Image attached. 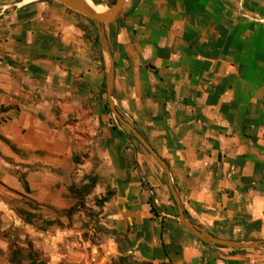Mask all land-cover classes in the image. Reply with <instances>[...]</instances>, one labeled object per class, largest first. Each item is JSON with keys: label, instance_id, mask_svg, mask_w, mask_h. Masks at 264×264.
Wrapping results in <instances>:
<instances>
[{"label": "crops", "instance_id": "obj_1", "mask_svg": "<svg viewBox=\"0 0 264 264\" xmlns=\"http://www.w3.org/2000/svg\"><path fill=\"white\" fill-rule=\"evenodd\" d=\"M104 31L115 108L169 176L104 108L94 25L52 0H3L0 232L20 217L13 198L65 211L69 187L91 176L110 192L104 221L138 263L264 264V248L195 238L169 188L199 230L264 241V0H126ZM6 247L0 239V264H15Z\"/></svg>", "mask_w": 264, "mask_h": 264}, {"label": "rangeland", "instance_id": "obj_2", "mask_svg": "<svg viewBox=\"0 0 264 264\" xmlns=\"http://www.w3.org/2000/svg\"><path fill=\"white\" fill-rule=\"evenodd\" d=\"M103 93L104 108L114 127L129 132L110 112L105 84ZM86 182L84 178L72 185L81 186ZM95 187L79 202L69 193L74 203L65 211L43 210L24 198H13L12 207L20 217L16 225L0 232V239L7 244L2 255L8 260L13 257L15 264H141L126 254L123 236L108 228L100 203L104 195L98 194Z\"/></svg>", "mask_w": 264, "mask_h": 264}, {"label": "water", "instance_id": "obj_3", "mask_svg": "<svg viewBox=\"0 0 264 264\" xmlns=\"http://www.w3.org/2000/svg\"><path fill=\"white\" fill-rule=\"evenodd\" d=\"M21 1V0H18ZM67 9L76 12L85 18H87L96 28L98 41L100 44L101 51L105 57L108 58L106 73H105V92L108 100V105L110 112L115 116V118L127 129L129 130L137 141L147 150V152L155 159V161L162 167L165 173L169 176V170L166 163L158 156V154L150 147V145L141 137V135L116 111L113 99V62L111 53L109 50L108 42L106 40L104 26L113 22L120 14L122 7L126 0H116L114 4L107 9L105 12L94 11L86 0H52ZM169 188L171 196L177 207L178 220L183 224L187 230L195 238L203 243L209 245H217L230 249H249V248H264V241L256 242H240L223 240L199 230L195 225H193L185 216L178 194L174 190L171 181H169Z\"/></svg>", "mask_w": 264, "mask_h": 264}, {"label": "trees", "instance_id": "obj_4", "mask_svg": "<svg viewBox=\"0 0 264 264\" xmlns=\"http://www.w3.org/2000/svg\"><path fill=\"white\" fill-rule=\"evenodd\" d=\"M51 1V0H49ZM96 41H97V38H96ZM86 183L81 185V186H76V185H71L69 187V193L76 199L77 202L80 201V199L83 197V196H87L89 195L92 190L94 189V187L96 186V183H97V178L96 177H91V176H88L86 178ZM110 196V192L106 193L101 199H100V203L103 205L108 197ZM76 202V204H77ZM75 204V205H76ZM74 205V206H75ZM72 210V208H70L67 213H70V211ZM151 210L154 212L153 208L151 207ZM10 262L14 263L13 262V257L9 260Z\"/></svg>", "mask_w": 264, "mask_h": 264}, {"label": "bare ground", "instance_id": "obj_5", "mask_svg": "<svg viewBox=\"0 0 264 264\" xmlns=\"http://www.w3.org/2000/svg\"><path fill=\"white\" fill-rule=\"evenodd\" d=\"M24 1H30V0H24ZM90 5V4H89ZM91 6V5H90ZM91 8L94 10V11H96V12H105V11H107L106 9H103V8H101L100 6H95V5H92L91 6Z\"/></svg>", "mask_w": 264, "mask_h": 264}]
</instances>
